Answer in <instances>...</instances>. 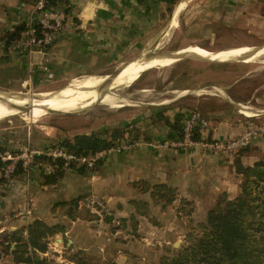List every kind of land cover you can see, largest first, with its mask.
<instances>
[{"label": "crops", "instance_id": "obj_1", "mask_svg": "<svg viewBox=\"0 0 264 264\" xmlns=\"http://www.w3.org/2000/svg\"><path fill=\"white\" fill-rule=\"evenodd\" d=\"M31 1L0 0V34L31 17ZM62 1L64 3H59L66 7L65 22L45 51H21L15 41L5 45L0 38L1 80L31 85L46 77L42 65L52 72L50 79L54 83L73 78L87 70H97L124 57L133 48L142 46L150 28L160 22L168 6L162 0ZM158 36L159 34L152 36L145 48L150 49ZM132 60L134 58L126 63ZM187 92L185 88L179 95L165 97L160 103V107H165L164 114L172 121L178 113L183 114L196 107L202 108L210 119V133L214 138L239 134L251 121L264 118V109H257L258 104H262L260 101L255 100L256 105L252 106L256 109L248 114L239 108L237 101L228 100L224 96L219 98V105L216 106H198V102L189 98L182 102ZM156 108L159 107L152 108L147 114L148 118L142 120L146 126L141 129V133L147 138L138 137L141 143L133 149L105 153L100 164L88 173H80L75 167H68L63 169L54 183H45L42 174L46 171L44 164L40 163L42 159L38 160L39 164L29 177H25L20 171L16 172L11 181L0 187V232L22 228L21 235L25 237V224L36 217L48 224L63 225L61 231L45 237L46 240L49 238L54 241L55 250L47 246L42 251L34 249L39 256H42L40 252H47V259L54 262L73 264L68 257L69 253L81 250L88 261L98 264H103L106 260L115 264H158L160 256L165 252L164 247L158 240L152 247L147 240L174 237L176 234L185 236V232L178 233L175 226L180 221L176 210L180 198L191 200L195 205L193 217L204 220L208 208L202 211L204 205L201 203V196L225 191L229 197H233L239 191L241 177L236 173L233 161L226 159L222 152L201 145L183 150L151 144V141L158 144L170 138L171 131L164 122L150 118ZM137 123L133 124L139 125ZM94 131L105 133L101 128ZM58 139L60 138L54 135L42 134L29 125L22 128L14 124L2 125L0 129L1 147L26 143L50 146ZM253 143L261 147L258 146L260 142L253 140ZM250 157L251 155H244L243 162L252 163L254 160H250ZM143 181L149 184L166 183L175 188L176 196L163 207L162 202L151 197L150 189H141ZM88 193L106 198L110 210L108 221L97 219L86 208L60 204ZM26 196L32 197L34 210L29 221L18 213L26 203ZM132 200L145 203V208L139 209L144 210V213L134 209ZM131 214L137 219L134 228L130 224ZM120 217L124 219L119 226L117 223L119 224ZM159 243L161 247L158 246ZM9 245L13 247L14 242L10 241ZM4 263L19 264L12 260L9 250L0 251V264Z\"/></svg>", "mask_w": 264, "mask_h": 264}, {"label": "rangeland", "instance_id": "obj_2", "mask_svg": "<svg viewBox=\"0 0 264 264\" xmlns=\"http://www.w3.org/2000/svg\"><path fill=\"white\" fill-rule=\"evenodd\" d=\"M32 2L33 0L31 5ZM181 3L182 0H176L170 10L163 13L160 22L152 25L148 35L142 42V46L133 48L131 52L126 53L119 60L110 62L97 70H87L76 74L73 78L88 74L108 76L107 73L111 72L116 65L139 56L146 49V42L156 34H159V42L157 41L156 45L154 44L151 47L153 50L174 51L179 49L176 52L178 54H181L190 45H196L211 54H219L228 49L239 50L241 45L254 48L264 46V0H188L176 16V24H178H169L166 27L171 15L177 6L181 7ZM162 39L163 42H161ZM186 55L177 58L176 62H173L174 64L171 63L175 59L174 55H165L166 59L162 63L143 69L137 73L131 82L115 89V92L124 99V102L121 101L124 103L123 105L110 106L105 103H95L89 106L88 109L76 112L46 111L35 115L32 120L29 119V110L23 109L19 113H11L1 118L0 129L2 125L14 124L19 128L29 125L30 127L34 126L42 134H50L52 137L54 135L59 138L62 136L63 138L71 137L75 133H88L93 129L99 130L100 128L106 133L111 126L121 127L130 120L131 123L138 122L139 125H134V130L141 132V129L146 126V123L142 120L148 118L147 114L153 110L152 108L160 107V103L165 97L179 95L185 88L188 92L184 95L182 102H186L189 98V100L198 102V106H216L219 105V98L222 99V96H224L228 100L242 102V104L248 105L252 109H256L252 105H256L254 102L257 100L262 103L258 104L257 109H264V52L251 60L239 56L228 57L229 60L217 61L201 58L205 56L200 55H195L197 57ZM157 57L159 56L153 57L151 60L154 61L158 59ZM124 68H127V66ZM45 78L43 77L36 83H31V85H21L20 81V83L16 81L9 83L0 79V91L47 95L62 92L68 83L70 85V80L73 79L67 78L54 83L50 78ZM23 106L29 108V104L25 103ZM239 108L245 112L242 107ZM194 109L203 113L202 108L196 107ZM203 114L207 116L205 113ZM207 118L210 122L208 116ZM253 125L264 126V118L261 117L257 121H251L239 134L219 139L237 137ZM138 126H141V128ZM209 135L212 138L211 133ZM253 140L257 143L260 142L258 146L261 147L253 145L255 144ZM53 143L50 146H53ZM249 145L250 152L247 155H251L250 160H264V137L255 136L249 144L243 147ZM36 147L46 148V146ZM237 150L232 154L221 149L215 151L222 152L226 159L233 161ZM220 193L202 195L200 198L202 199V205H204L202 211L212 206ZM208 203L210 205L207 206ZM191 204H181L179 200L177 208L180 205L182 207L180 211L177 208L176 210L180 221L175 224L178 233L181 231L185 234L187 232L199 233L196 222L201 220L193 217L195 205L193 202ZM157 240L164 247V254L166 255L175 251L176 247L187 243L185 236H178V234L174 237L149 238L147 242L153 247ZM160 243L158 246H160Z\"/></svg>", "mask_w": 264, "mask_h": 264}, {"label": "trees", "instance_id": "obj_3", "mask_svg": "<svg viewBox=\"0 0 264 264\" xmlns=\"http://www.w3.org/2000/svg\"><path fill=\"white\" fill-rule=\"evenodd\" d=\"M162 1L168 4L167 10H170V6L176 0ZM59 2L63 1L45 0V8ZM64 10L66 12L65 6ZM34 26L38 28L35 23ZM23 28L24 23H19L12 29L1 32L0 38L3 39L5 45H9L19 38ZM164 111L165 107L156 108L150 118L167 124L171 128L169 133L171 137L179 132L183 114L178 113L171 121ZM124 133H127L132 139H138L140 136L148 137L144 133L134 130L133 123L127 122L121 127L109 128L106 133L94 130L88 133H75L71 137L60 138L53 144L62 146L76 155H85L112 146ZM249 150L250 145L237 150L233 159L235 171L241 177L238 193L229 197L225 191L221 192L214 204L207 209L204 220L196 222L199 233L187 232L185 234L187 243L176 247L175 251L168 255H161L158 264H264V160L256 159L252 163L245 164L242 157L247 155ZM39 159L48 161L52 165L49 172L42 174L44 182L54 183L62 174L63 169L60 168L62 159H51L44 156H39ZM100 161L98 159L91 168L73 162H69L68 167H75L80 173H88L99 165ZM19 171L20 169L17 168L16 172ZM140 186L144 191L150 189L151 197L157 202H162L163 207L171 203L177 193L175 188L163 182L149 184L143 181ZM79 198H72L67 202H60V204L67 203L73 208L76 207ZM180 202L181 204L192 203L191 200L183 197L180 198ZM131 203L135 210L144 213V210H139L145 208L144 202L140 204L139 201L132 200ZM181 207L180 205L177 209L180 211ZM103 219L108 221L110 215H105ZM123 219L122 217L118 218L119 224L117 223V225H122ZM130 219L131 227L134 228L137 219L133 214ZM21 229L0 232V251L9 250L12 260L19 264H64L39 256L34 250H45V237L56 231H61L62 224H48L35 217L25 224V237H22ZM5 241L6 243H4ZM10 241L14 242L13 247H10ZM68 257L74 262L73 264H98L88 261L81 250L72 251ZM103 264L115 263L106 260Z\"/></svg>", "mask_w": 264, "mask_h": 264}, {"label": "built area", "instance_id": "obj_4", "mask_svg": "<svg viewBox=\"0 0 264 264\" xmlns=\"http://www.w3.org/2000/svg\"><path fill=\"white\" fill-rule=\"evenodd\" d=\"M31 12V17L23 22L24 28L15 44L19 46L21 51L30 52L38 50L43 52L54 41L63 27L66 19L64 5L58 3L45 8V0H33ZM34 23L38 25V28L34 26ZM42 69L45 70L47 78L52 76V72L47 70L45 65H42ZM180 127L179 132H176L174 137H170L163 142H158V144L152 141L150 143L155 146H170L183 150L201 145L214 151L221 149L232 154L235 150L249 144L255 136L264 137V126L253 125L249 126L247 130L237 137L225 138L224 140L214 138L213 136L211 138L209 135L210 122L207 116L194 108L183 112ZM140 143V140L132 139L127 133H124L112 146L85 155H76L57 144L46 146V148H38L28 143L5 146L0 149V187L14 178L17 168L20 169V172L25 177H29L32 170L39 164V156L62 159L61 169L68 168L69 162L77 165L82 164L91 168L105 153L111 150H130L137 147ZM43 161L40 163L44 164L45 171L49 172L52 165L48 161ZM76 204L77 207L89 210L97 219H103L105 215L110 214L106 198L94 193L85 194L77 200ZM33 212L32 197L26 196V203L21 210H18V213L25 216L28 219L26 221H29ZM46 241L47 247L53 250L56 249L53 244L54 241H51L49 238ZM40 255L46 257L47 252H40Z\"/></svg>", "mask_w": 264, "mask_h": 264}, {"label": "bare ground", "instance_id": "obj_5", "mask_svg": "<svg viewBox=\"0 0 264 264\" xmlns=\"http://www.w3.org/2000/svg\"><path fill=\"white\" fill-rule=\"evenodd\" d=\"M187 1L188 0H182L181 7L177 6L175 11L171 15V18L168 20L166 27L169 24H176V16ZM157 41L158 39L153 42L152 46H154V44L156 45ZM161 42H163V39ZM148 50L150 49L147 48L144 53L147 54L146 52H148ZM178 51L179 49L172 51L173 55L178 54L176 53ZM262 52H264V46L260 48L241 46L239 50L228 49L227 51L221 52L219 54H211L203 51L196 45H190V47L185 49L181 54L200 55L205 56L202 58L207 57L206 59L224 61L229 60L227 59L228 57L239 56L243 58H250L251 60L253 57L257 56ZM172 53L155 54L151 55L150 57H147V59L145 58V56L139 59H135L129 64L125 63L124 66H122V68L119 70V72L108 82L106 81L108 79V76L102 77L97 75H84L71 80L70 85L68 83L67 87L63 89L62 92H55L47 95H34L28 93L21 94L15 92L0 91V119L4 116H7L8 114L10 115L11 113H19L23 109L29 110V119L32 120V117H34L35 115L41 114L46 111L76 112L84 110L86 108L88 109L89 106H92L95 103H105L110 106L123 105L124 103H122L121 101L123 100L124 102V99H122L115 92V89H117L121 85L131 82L136 77L137 73H139L143 69L157 66L158 64L162 63L166 59L165 55H172ZM156 56H159L157 57L158 59L152 61L151 59ZM176 59L177 58L175 57V59L171 63L174 64L173 62H176ZM125 66H127V68H124ZM25 103L29 104V108L23 106V104ZM237 105L239 107H242L244 111L248 114H250V112H253L252 108L248 105L242 104L240 102H238Z\"/></svg>", "mask_w": 264, "mask_h": 264}, {"label": "water", "instance_id": "obj_6", "mask_svg": "<svg viewBox=\"0 0 264 264\" xmlns=\"http://www.w3.org/2000/svg\"><path fill=\"white\" fill-rule=\"evenodd\" d=\"M147 54H145L144 52H142L139 56H137V57H134V59H139V58H141V57H145L146 59H147V57H150L151 55H155V54H171L172 53V51H155V50H153L152 48L150 49V50H148V52H146ZM172 55H173V53H172ZM185 54H174V56L173 57H176V58H179V57H181V56H184ZM187 55H190V56H193V57H197V56H195V55H193V54H187ZM202 58V57H201ZM133 59V58H132ZM206 59V58H205ZM212 60H215V59H212ZM128 61V60H127ZM127 61H123V62H121L120 64H118V65H116L115 67H114V69L111 71V72H108L107 73V75H108V79L106 80L107 82L109 81V80H111L112 79V77H114L118 72H119V70L122 68V66H124V64L127 62ZM217 61H220V60H217Z\"/></svg>", "mask_w": 264, "mask_h": 264}]
</instances>
